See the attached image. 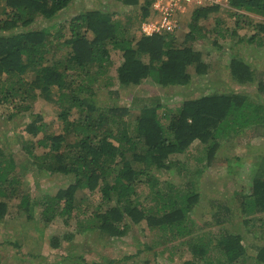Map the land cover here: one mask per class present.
Here are the masks:
<instances>
[{"label":"trees","instance_id":"obj_1","mask_svg":"<svg viewBox=\"0 0 264 264\" xmlns=\"http://www.w3.org/2000/svg\"><path fill=\"white\" fill-rule=\"evenodd\" d=\"M123 1L135 5L139 0ZM145 1L140 23L150 14L152 0ZM71 2L0 0V118L6 124L22 126L30 135L41 133L36 140L22 141L21 154L6 152L0 145V218L6 215L9 203L18 200L27 218L44 227L58 218L66 226L74 221L72 230L48 239L51 249L59 248L62 240L71 241L75 232L97 234L108 242L126 235L133 225L144 224L151 232L181 240L179 247L186 255L180 264H264V246L251 255L240 233L219 227L223 231L220 237L215 238L213 231L203 237L202 227L196 226L190 215L201 192L193 183L186 190L169 182L163 184L154 174L173 169L180 163L179 157L173 156L185 153L194 141L200 143L206 166L210 165L222 138L240 137L247 130L258 133L264 128L263 102L244 93L214 91L159 113V108L165 107L160 103H145L134 110L116 102L106 107L98 101L99 89H107L114 79L107 74L112 52L120 55L115 80L121 87L139 86L147 79L162 87L186 86L193 76L205 75L209 65L193 43L208 32L209 14L221 8L194 9L181 42L170 32L147 36L139 26L132 32L113 18L114 11L101 9L74 15L65 36V24H60L55 40L49 27L29 29L37 17L52 20ZM229 9L238 17L236 23L240 17L249 21L253 33L247 41L264 40V20L253 21L247 16L264 17V0H229ZM214 20L219 23L218 18ZM64 48L67 51L56 56ZM50 52L51 57L47 55ZM228 67L240 84L254 79L253 68L242 57L232 56ZM105 75L102 85L99 79ZM259 88L263 89V83ZM40 97L55 111L48 122L33 110ZM256 168L250 193L241 201L246 216L264 212V165L259 162ZM21 169L43 178L60 174L70 181L54 193L32 197L24 191ZM143 184L148 192L141 194ZM85 190L99 193L91 208L84 207V198L79 197ZM155 240L149 249L158 255L155 248L164 242ZM81 250L68 251L64 261L76 264L72 260L76 257L82 264H96L87 262ZM143 263L150 264L147 260Z\"/></svg>","mask_w":264,"mask_h":264},{"label":"rangeland","instance_id":"obj_2","mask_svg":"<svg viewBox=\"0 0 264 264\" xmlns=\"http://www.w3.org/2000/svg\"><path fill=\"white\" fill-rule=\"evenodd\" d=\"M145 3V0H139L135 5L125 4L123 0H72L54 19L37 17L29 25V29L49 27L53 35L51 39L55 40L54 36L60 24H65L62 29V36H65L67 24L74 15L87 10L101 9L103 12L114 11L113 18L121 21L133 32L140 25L141 11ZM232 12L233 10L229 8H221L210 13L209 18L212 21L207 24L208 32L201 40L193 43L194 49L202 51L203 59L209 65L205 75L193 76L186 86L162 87L147 79L139 86L121 87L115 80L120 55L112 52V66L107 74L114 79L110 87L99 89V103L107 107L116 102L117 105H127L138 110L143 104L154 102L165 105L159 108L160 113L169 109L174 110L183 100L216 91L244 93L264 104V40L259 37L254 41H247L246 39L253 33L249 21L240 17L236 23L238 17ZM191 13L192 11H189L180 16L178 27L173 32L177 42L183 40L188 30ZM247 16L253 21L264 20V17L253 13ZM214 18H218V24ZM200 23L203 24L204 21L201 20ZM66 51V48L62 49L56 56ZM47 55L51 57L52 53ZM232 56L242 57L250 63L254 70V79L251 82L240 84L232 78L228 67ZM106 78V75L105 78H100V84L103 85L102 81L106 82ZM260 83H263V89L259 88ZM109 90L118 94H110ZM55 93V89L51 90L52 95ZM33 110L46 122L55 112L52 110V104L42 97L35 102ZM13 124V122L6 124L0 118V145L6 152L21 154L22 141L36 140L41 137V133L33 136L23 131L22 126L17 127ZM12 126L16 129L11 130ZM257 129L256 127L255 130ZM177 157L180 163L174 164L170 171L165 169L154 171L156 179L163 184L172 183L183 190L187 189L189 183H193L195 190L201 192V196L200 201L192 206L190 215L196 226L202 227L203 237L210 231H213L215 238L220 237L221 232L225 230L233 234L240 233L242 243L248 252L251 255L255 254L258 246H264V212L259 211L257 214L246 216L241 210V201L250 193L251 177L257 171L259 162L261 167L264 165V128L259 129L258 133L247 130L240 137L236 135L232 138H222L220 147L208 166L205 162V151L198 141H194L182 155L173 156V159ZM20 172L26 181L24 191L30 193L32 197L46 192L54 193L70 181V178L60 174L43 178L29 170L21 169ZM139 191L141 194L147 193L148 186L141 185ZM80 196L84 198L82 205L91 208L99 193L96 191L89 194L85 190L80 192ZM218 219L223 221L222 224L217 222ZM245 219L248 222H244ZM73 224L74 221L71 226H66L62 219L58 218L44 227L38 220L27 218L26 212L18 206V200L11 201L6 215L0 218V263L67 264L64 258L69 255L68 251L75 248L83 249L79 252H83L86 261L96 264H109V261H112L111 264H144V260L150 264L157 262L180 264L186 255V250L179 247L180 239L170 240L165 234L147 230L144 224L133 225L126 235L108 242L102 241L97 234L75 232L71 241L62 240L59 248L51 249L48 239L60 237L67 229L72 230ZM154 239L159 241V244L164 242L159 248H155V252L160 251L158 255L149 249L153 247L150 244ZM138 251L141 253H137ZM130 255L133 256L132 259L121 260ZM72 260L76 264H82L76 257Z\"/></svg>","mask_w":264,"mask_h":264},{"label":"built area","instance_id":"obj_3","mask_svg":"<svg viewBox=\"0 0 264 264\" xmlns=\"http://www.w3.org/2000/svg\"><path fill=\"white\" fill-rule=\"evenodd\" d=\"M205 7L229 8V0H152L150 14L140 23L139 28L147 36L173 33L182 14Z\"/></svg>","mask_w":264,"mask_h":264}]
</instances>
